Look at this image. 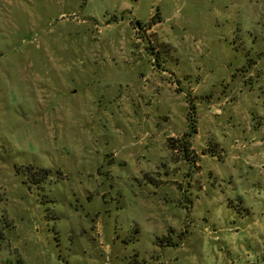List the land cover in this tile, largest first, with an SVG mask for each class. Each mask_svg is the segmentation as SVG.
<instances>
[{
    "label": "rangeland",
    "instance_id": "rangeland-1",
    "mask_svg": "<svg viewBox=\"0 0 264 264\" xmlns=\"http://www.w3.org/2000/svg\"><path fill=\"white\" fill-rule=\"evenodd\" d=\"M0 221V264H264V0H0Z\"/></svg>",
    "mask_w": 264,
    "mask_h": 264
},
{
    "label": "trees",
    "instance_id": "trees-1",
    "mask_svg": "<svg viewBox=\"0 0 264 264\" xmlns=\"http://www.w3.org/2000/svg\"><path fill=\"white\" fill-rule=\"evenodd\" d=\"M192 108H194L195 106L193 104H191ZM192 122H190L191 124ZM184 144H182V151L186 154L188 152V143L187 141H183ZM26 168L30 171V173L37 177L36 175L37 174H41L43 175V177H47L49 175V170L45 169V168H37L35 169L34 167L32 166H26ZM35 182H40L39 180L35 181ZM10 227V224L8 223H3L2 221H0V242L3 241L4 239H6V229H8Z\"/></svg>",
    "mask_w": 264,
    "mask_h": 264
}]
</instances>
